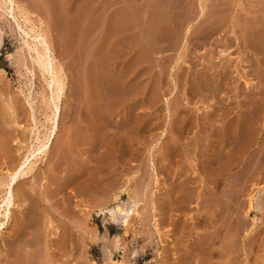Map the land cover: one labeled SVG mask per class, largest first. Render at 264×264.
<instances>
[{"label": "rangeland", "instance_id": "obj_1", "mask_svg": "<svg viewBox=\"0 0 264 264\" xmlns=\"http://www.w3.org/2000/svg\"><path fill=\"white\" fill-rule=\"evenodd\" d=\"M16 2L30 11V21L46 37L66 83L58 130L50 148L42 157L29 158L34 163L31 170L14 185L17 204L11 209L8 227L0 229V264H264V167L241 197L237 191L242 185L239 176L246 172L242 166L233 165L218 186L207 183L200 169L209 152L219 149L215 139L225 123L234 126L263 95L264 78L256 76L259 67L243 43L233 44L231 78L224 82L222 60L217 59L224 48L223 38L215 35L217 40L211 38L201 49L195 39L200 0ZM208 3L229 15L237 26L234 38L246 24L264 27V0ZM2 11L0 201L8 173L38 145L36 134L43 137L50 129L52 102L49 76L38 70L34 51L28 50L27 37L18 26V22L24 26L23 18L19 16L17 22ZM161 21H167V28H157ZM165 36L169 39L164 40ZM145 52L148 62L144 63L141 55ZM202 52L206 61L215 56L212 61L216 65L212 69L215 82L211 91L205 92V104L194 82ZM262 54L264 75V51ZM246 72V77L242 76ZM158 73H163L161 94L165 95L152 106L148 92L141 89L145 84L148 89L156 84ZM125 97L131 100L123 103L121 98ZM139 112L160 121L158 131H165L175 118L179 136L166 131L160 143L157 135L149 133L141 138L129 136L128 128L117 120H131ZM97 118H101L100 132L93 137L92 125ZM256 126L264 130L262 115ZM120 135L125 138L124 146ZM263 136H259L260 146H264ZM129 142L135 143L132 148L136 152L130 151ZM166 145L176 149L170 174L167 160L161 157ZM75 165H79L76 171ZM179 170L184 171L180 178L174 175ZM156 172L158 181L153 184ZM190 176L194 177L192 183ZM182 180L186 187L178 189L176 185ZM120 187H129L138 200L137 213L130 216L127 226L98 210L120 193ZM122 193L120 201L111 202L109 209L117 203L132 205L128 193ZM251 196L253 207L247 212ZM98 237L104 243L97 244ZM227 249L233 253L225 254Z\"/></svg>", "mask_w": 264, "mask_h": 264}, {"label": "bare ground", "instance_id": "obj_2", "mask_svg": "<svg viewBox=\"0 0 264 264\" xmlns=\"http://www.w3.org/2000/svg\"><path fill=\"white\" fill-rule=\"evenodd\" d=\"M208 1L209 0H200L199 7H198V11H197V16H196V30H195L196 37H195V39L198 41V47L201 49V48H204L206 42L208 40H210L211 38H213L215 35H218V37H221V39L223 38V44L222 45L224 46V48L221 50L219 56L216 55L218 57L217 59L220 58V61L222 60V62H221V65L222 66H220V68L222 69L221 72L223 73L222 74V77H221V81H224L225 82V80L228 81L231 78L230 77V72H231L230 68L232 66V59L230 58L231 57L230 54L233 53L232 52L233 51V44L234 45H239L240 42L243 43L245 51L248 54L250 53L254 57V59L256 60V64L259 67L258 70H257L256 76H258V78H260V77L264 78V75H263V73L261 71L262 69H260L261 68L260 67L261 66L260 65V55H263L262 53L264 51V48L262 50V46H261V44H264V27L261 26L262 28H257L256 26H250V25L246 24L245 27H241V31L242 32H241L240 36H236L234 38L232 35H234L236 33L237 26L233 22H231V19H230L229 15L222 14V12H224V9H223V11L221 10L222 12L221 11H216L215 9H212L213 7L211 8V6L208 3ZM239 4H240V2H237L236 5H239ZM24 7L25 6L18 4L16 2V0H0V10L3 9L2 12H5V13L10 14L13 17V19H15L17 22H18L19 16H21L23 18V22L22 23L24 24V26H22L19 22H18V24H19L18 26H19V28H21V30H23V33L27 37V39H26L25 37H23L24 35L22 36L23 39L25 38V40H24L25 41V44L28 46V50L30 49V50L34 51L33 60H34V63L39 68L38 70H40V72L42 73V75H48L49 76V79L50 80L48 81V86L51 89V94H52V97H51L52 100L51 101L52 102L51 103L49 102L50 103L49 105H50V108H51V114L48 115V121H50L49 124H51V125H50V129L46 133H44V136L43 137L39 133L36 134V140L38 141V145L35 148L34 147H31V150L29 151L30 153L28 155H23V156H25V158L21 162H18L19 164H18V166H17V168L15 170H13L12 172L8 173L9 174L8 179H7V181L5 183H3L4 186H5V190H4L3 197L1 196L2 199L0 201V209H1V211H0V217H3L2 220H1V222H0V229L7 228L8 225H9V223H10V221H11V209H12V207L14 205L17 204V203L15 204V200L16 199L14 197V191H13L14 185L19 181V179L22 176H24L25 174L27 175L28 171L31 170V168H32V166H33L34 163H31V161H30L29 158H31L32 156L36 158L38 155L41 156L43 154H46L47 150L51 146V143H52L53 138L56 135V132L58 130L59 118H60V114H61V104H60V102H61V95L63 94V91L65 90L64 89V83H66V82H64L63 69H62L61 66H59L57 64L58 62L56 63L55 58L53 56V52H52V50L50 48V45H49L46 37L43 35V33H41L42 31L41 32H38L37 26L35 24H33L34 22L31 23L30 17H29L30 14L28 15V13H30V11L27 12L28 11V10H26L27 8L24 9ZM214 8H216V7H214ZM221 9H222V7H221ZM16 10L19 11L18 12L19 13L18 15L15 14L16 13ZM28 23H31L30 27H28ZM167 25H168L167 24V21H164V22L161 21L159 23V25L157 26V28H159V29L160 28H163V27H166L167 28ZM239 27H240V25H239ZM152 28H153V26H152ZM189 30H190V28H189ZM186 36H187V34H186ZM155 37H154V39H155ZM30 38L32 39L31 42H30ZM237 38L239 39V41L236 40ZM157 39H159V38H157ZM166 39H169V38H167V36H165L164 40H166ZM214 40H217V38L214 37ZM145 49L146 48H142L143 51ZM235 49H236V47H235ZM211 52H212V54L214 53V51H211ZM222 56H224V57H222ZM141 57H142L141 60L144 63L145 62H148L147 61L148 58H147V53L146 52H145L144 55H141ZM214 57L215 56L210 55V57L208 58V61H206L205 60L206 59V53L204 54L202 52V54L200 56V58L203 59L200 62L201 68H199V70L197 71V73L195 75V81L194 82H195V85H196V90H197V93L200 94L201 97H202V101H201L202 103L205 102V98H206L205 92L209 91L211 89V84L213 82H215V77L213 78V73H212V69H214V65H215L213 63L215 61H212V59ZM17 60H19V58ZM22 61L24 62V60H22ZM205 62H207V64ZM20 64H22V62ZM250 65H253V64L251 63ZM215 67H216V65H215ZM237 70H239V68H237ZM158 74H160V73H158ZM162 74L163 73H161L158 76L157 81H156V84L154 83V85H152L153 87L151 86L148 89V85L145 84V86L141 89L142 92H148L149 99H150L149 101L152 104V106H153L154 103L155 104H158L157 102L160 100V98L162 96L161 91H163V86H164V84L162 86V83H161ZM246 75H247V72L246 73H243L242 76L246 77ZM128 78L131 79L132 76H129ZM240 78H241V76H240ZM247 84L250 85V83L246 82V85ZM217 86H221V85H218L217 84ZM262 93H263V95H262L261 99L259 101H254L252 103L253 109H251V112L249 110V114L244 115L243 118L241 117V119H239L235 123L234 126L233 125H230L228 122H227V124L225 123V125L222 127L220 133L217 134V139H215V142L217 141L218 144H219V146H218L219 149L213 150L212 153L209 152V154L206 156L207 157L206 161L203 162L202 164H200L201 167H202L200 169L203 170V172H204V174L206 176L204 180L207 179L208 180L207 183H209V181H210L215 186H218L216 184L218 182H220L221 180L222 181L225 180L226 177H224L225 176L224 174L227 171H229V169L233 165H236V167L237 166H242V167H240V169H243V172H244V170L246 172H244V174H242V175L239 176L238 183H241L242 182V185L241 184L238 185L239 189L237 191V197H241V196L244 195L245 188L248 186L249 182L257 174V172L259 170H262V168L264 167V160H262L263 159L262 158L263 157L262 155L264 154V146L263 145L260 146L261 140L259 139L260 138L259 137L260 134H264V130L262 128L258 129V127L256 126L257 123H259V121H260L261 115H262V117H264V89L262 90ZM117 100H119V99H117ZM130 100H131V97L121 98V101L123 103H128ZM143 111H145V110H143ZM91 112H92V110H91ZM97 112H98V109H97ZM98 115H99V113H98ZM100 115H102V114H100ZM94 116H96V114ZM131 117H133V116H131ZM97 119H98V121L95 122V123H93V125H92L93 127H92V131L91 132H93L92 133L93 134V137L98 136V133L100 132V128H99V126H100L99 125L100 120L99 119H101V118H97ZM174 119L171 122H169L168 127H167V129L165 131H158V129L161 127L160 121H154V119H153V117L151 115L150 116L142 115V113H140V112L137 113L136 116L133 119H131V120H128L127 118L126 119H121V120H117V123L122 124L124 127H127L128 128V130L126 131V133L129 136H131V135L134 136L135 135V136L140 137V136H143V134H145V133H149L150 135H152V137H155L157 135L156 141L159 142L160 139L163 136H165L164 134H165L166 131L169 132L170 134L175 135L176 138L179 136L178 135L179 134L178 131H179L180 128L177 126V121L174 120ZM85 122H87V121H85ZM231 129H232V131H231ZM75 131H76V128H75ZM260 131H263V133H260ZM77 132H73V133L77 134ZM123 132H125V131H123ZM127 134H126V136H127ZM76 136H78V135H76ZM231 137L233 139H231ZM120 138L123 141V143L121 145L124 146L125 145L124 144L125 143L124 142V139L125 138H124L123 135ZM262 138L264 140V136ZM110 142H112V141H110ZM232 143H233V147L231 146ZM102 144H105L106 146H108V142H105V143L103 142ZM134 144L133 143H130V142L128 143V148L130 147V151H131V148L135 146ZM152 146H153V144H152ZM137 148L140 149L139 147H137ZM151 148L153 150V147H151ZM136 151L134 150V152H136ZM175 152H176L175 145H172V146L171 145L170 146L166 145L164 147V151L161 154V157L164 158V159H166L167 162H168L167 172L169 174L171 173V169H172V166H173L172 165L173 163L171 161V157L175 154ZM26 154H27V152H26ZM38 160H37V162H39ZM32 161H34V160H32ZM79 165H75L74 171H76L79 168ZM153 165H154V163L152 164V166ZM232 168H234V167H232ZM161 170H163V169H161ZM190 170L192 171V173L195 174V170H192V169H190ZM183 172H184L183 170H179L174 175L175 176H178L180 178L182 176L181 173H183ZM6 177H7V175H6ZM186 177H187V175H186ZM189 178H191V181H189V182L192 183L194 177L193 176H190ZM21 179H23V178H21ZM157 181H158V173L156 172L154 174V177H153V181L152 182L154 184ZM183 182H184V180H182L181 182H179L176 185V187L178 189L179 188L181 189V187L182 188L183 187H186V186H182L183 185ZM256 183H258V182H256ZM128 188L129 187H127V189ZM127 189L122 187L120 193H117L116 195L112 196V199L110 201H108L104 206H103V204H102V206L100 205V207L98 206L99 204L97 205L99 207L98 210L100 212H102V214L103 213H108L110 215V218L113 221H116L117 220L116 222H118L119 220H122V222L124 223L125 226L129 225L130 216L135 215L134 213H137L136 206L138 204L137 203L138 200L135 197L136 196V193L135 194L130 193V191L127 190ZM262 189H264V187ZM122 192H127L128 193V195H129L128 198H129L130 202H132V205L129 206V207H125V204L123 205L121 203L122 205H120V203H119V205H118V203H117V207L110 208L109 209L108 208V205L111 202L116 201V200H117V202L120 201V199L123 196V193ZM24 193H25V191H24ZM178 193L179 194H182L181 191L178 192ZM130 194H133V196L130 195ZM253 196H251V198H250V205H249L250 208L248 207L249 210L247 212L251 211V209L253 207V203H252ZM180 197H181V195H180ZM187 203H189V202H187ZM33 205H34V203H33ZM239 209H240V206H239ZM220 215H221V213H220ZM182 222H184V221H182ZM252 242H255V240L253 239ZM231 253H233L232 252V249H227L226 252H225V254H231ZM220 258H221V256H220ZM227 258L229 259L230 257H227ZM21 259L23 260V258H21Z\"/></svg>", "mask_w": 264, "mask_h": 264}, {"label": "clouds", "instance_id": "obj_3", "mask_svg": "<svg viewBox=\"0 0 264 264\" xmlns=\"http://www.w3.org/2000/svg\"><path fill=\"white\" fill-rule=\"evenodd\" d=\"M114 222V221H113ZM101 242H103L104 243V240H103V238H97L96 239V243L98 244V243H101ZM102 251H103V249H102Z\"/></svg>", "mask_w": 264, "mask_h": 264}]
</instances>
